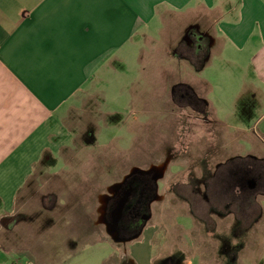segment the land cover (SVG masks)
<instances>
[{"label":"crops","instance_id":"0c3cea01","mask_svg":"<svg viewBox=\"0 0 264 264\" xmlns=\"http://www.w3.org/2000/svg\"><path fill=\"white\" fill-rule=\"evenodd\" d=\"M130 65L136 67L132 86L119 91L129 90L133 104L143 85L160 89L157 79L174 107L195 109L194 100L200 101L212 131L239 148L221 161L242 173L241 187L249 193L239 204L264 209V113L247 118L257 105L264 107V0H0V235L11 228L38 165L77 157L62 154L63 147L75 146L69 125L91 108L95 115V100L111 76ZM226 81L241 83L236 98L249 103L220 117L215 104L229 91ZM231 114L237 115L233 121ZM92 129L85 147L92 145ZM102 214L100 208L96 225L109 233ZM151 227L133 241L112 238L130 242L123 250L107 236L92 243L112 249L103 264L124 257L155 264L163 255L155 253L159 243ZM3 242L0 236V264H12V246Z\"/></svg>","mask_w":264,"mask_h":264},{"label":"rangeland","instance_id":"374dc122","mask_svg":"<svg viewBox=\"0 0 264 264\" xmlns=\"http://www.w3.org/2000/svg\"><path fill=\"white\" fill-rule=\"evenodd\" d=\"M135 73L132 65L117 71L103 97L95 100L97 113L91 108V114L69 125V142L75 146L63 147L62 154H76L75 159L64 164L55 154L57 163L43 162L36 168L18 198L11 228L0 235L5 245L12 246L11 263L103 264L112 249L92 242L107 236L121 250L130 242L116 243L105 225H96L100 195L132 169H148L168 160L163 198L152 205L153 217L147 224L152 226L149 234L156 232L155 253L163 255L155 264H264V209L239 204L249 193L241 187L242 173L236 171V177L233 163L221 164L237 153L238 146L228 136H217L196 109L174 107L159 79L155 82L159 90L143 85L133 104L129 90H119L130 89ZM223 84L229 91L215 104L220 106V117L224 111L237 113L248 106L247 99L236 98L241 83ZM163 107L169 112H162ZM262 113L264 107L257 105L247 118ZM236 116L231 114L232 121ZM91 127L94 139L85 147ZM216 168V178L207 188L201 178L211 176ZM24 250H31L36 259ZM110 262L132 264L125 257Z\"/></svg>","mask_w":264,"mask_h":264},{"label":"flooded vegetation","instance_id":"af4514ba","mask_svg":"<svg viewBox=\"0 0 264 264\" xmlns=\"http://www.w3.org/2000/svg\"><path fill=\"white\" fill-rule=\"evenodd\" d=\"M194 107L196 110L202 111L199 100H194ZM221 164L217 168L222 166ZM168 165V160H166L160 164H153L148 169L134 168L125 175L123 180L115 183L119 186L115 187L112 192H110L109 186L107 192L100 195L102 219L111 229L114 227L119 207L124 204L121 217L117 223L115 222L117 224V230L113 233L115 238L132 240L147 227L153 217L152 205L155 202H160L163 198L162 189ZM217 168L211 176L205 175L201 178V182L207 188L216 178ZM236 171L234 174L237 177ZM213 184L214 182L212 186ZM178 188L177 186L175 190Z\"/></svg>","mask_w":264,"mask_h":264},{"label":"water","instance_id":"95a60500","mask_svg":"<svg viewBox=\"0 0 264 264\" xmlns=\"http://www.w3.org/2000/svg\"><path fill=\"white\" fill-rule=\"evenodd\" d=\"M254 184H255V182L252 181L250 185H251V186H254ZM117 186H119V184H114V185L110 186V188H109L110 192H112L113 189H114L115 187H117ZM123 207H124V204H122V205L119 207L118 211H117V214H116V221H115L116 223L119 221V219H120V217H121ZM115 222H114V225H113L114 227H113L112 229H111V227L108 228L109 233H110V235H112L113 238H115L113 233L117 230V224H116Z\"/></svg>","mask_w":264,"mask_h":264}]
</instances>
